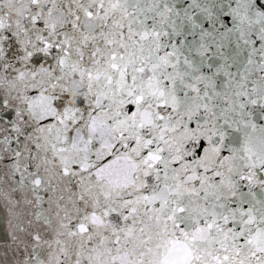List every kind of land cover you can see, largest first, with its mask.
Segmentation results:
<instances>
[{
    "label": "snow or ice",
    "instance_id": "obj_1",
    "mask_svg": "<svg viewBox=\"0 0 264 264\" xmlns=\"http://www.w3.org/2000/svg\"><path fill=\"white\" fill-rule=\"evenodd\" d=\"M0 264H264V0H0Z\"/></svg>",
    "mask_w": 264,
    "mask_h": 264
}]
</instances>
